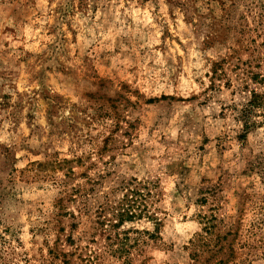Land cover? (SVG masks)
Returning a JSON list of instances; mask_svg holds the SVG:
<instances>
[{
	"label": "rangeland",
	"instance_id": "rangeland-1",
	"mask_svg": "<svg viewBox=\"0 0 264 264\" xmlns=\"http://www.w3.org/2000/svg\"><path fill=\"white\" fill-rule=\"evenodd\" d=\"M249 71L264 0H0V264H264Z\"/></svg>",
	"mask_w": 264,
	"mask_h": 264
},
{
	"label": "trees",
	"instance_id": "trees-1",
	"mask_svg": "<svg viewBox=\"0 0 264 264\" xmlns=\"http://www.w3.org/2000/svg\"><path fill=\"white\" fill-rule=\"evenodd\" d=\"M217 72H218L217 69H215L214 70L215 77H218V73ZM247 74L250 77H249V79L246 78V81L250 80V81H253V82H256V83L264 82V75L254 74L252 71H249ZM250 94H251V99L249 101L248 108H247L246 112H244L246 114V115H244V118H245L244 125H245L246 128H248V119L246 120L247 115L252 113V112H254V111H256V110H258V109H260L263 106V103H264V94L258 93L256 91V89L250 90ZM134 198H135V196L133 195L131 200L127 199V203H131V202L133 203L134 202V200H133ZM125 215L130 220L132 218L136 217V214L132 213L129 210L125 211ZM121 216H123V215L121 214ZM203 220L205 221V219H203ZM211 228H212L211 222L209 220H206L204 230L207 231V230H210Z\"/></svg>",
	"mask_w": 264,
	"mask_h": 264
}]
</instances>
